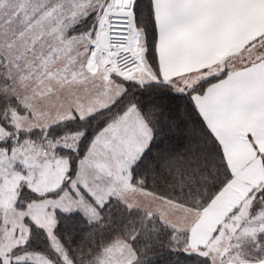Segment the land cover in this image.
Segmentation results:
<instances>
[{"label":"snow or ice","instance_id":"obj_1","mask_svg":"<svg viewBox=\"0 0 264 264\" xmlns=\"http://www.w3.org/2000/svg\"><path fill=\"white\" fill-rule=\"evenodd\" d=\"M165 247L264 264V0H0V264Z\"/></svg>","mask_w":264,"mask_h":264},{"label":"trees","instance_id":"obj_2","mask_svg":"<svg viewBox=\"0 0 264 264\" xmlns=\"http://www.w3.org/2000/svg\"><path fill=\"white\" fill-rule=\"evenodd\" d=\"M191 127L192 125H188V128L185 129V131L189 130ZM149 187L151 189V182L149 183ZM64 225L69 231L75 230L76 232H79L80 228L84 227L76 221L71 220L65 221ZM152 259L155 261V264H177V261H179L180 264H183L182 257L177 254L170 255L166 247L164 249H156L152 254Z\"/></svg>","mask_w":264,"mask_h":264}]
</instances>
